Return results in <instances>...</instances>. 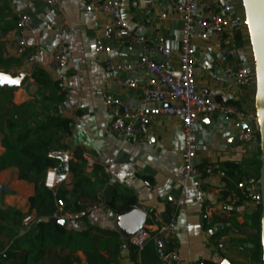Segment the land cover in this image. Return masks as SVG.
Here are the masks:
<instances>
[{"label":"crops","instance_id":"0c3cea01","mask_svg":"<svg viewBox=\"0 0 264 264\" xmlns=\"http://www.w3.org/2000/svg\"><path fill=\"white\" fill-rule=\"evenodd\" d=\"M153 1L158 12L166 15L163 21L145 24L147 0H121L123 19L135 33L169 48L172 52L169 59L155 58L169 69L177 70L181 22L169 0ZM206 1L219 6L232 5L235 8L233 17L244 20L241 0ZM134 2L139 5L137 11L132 6ZM87 3L88 0H63L62 6L55 8L42 0H0V75L12 80H27L19 87L0 83V108L4 113L13 107L35 104L38 98L47 100L44 107L49 115L41 120L60 124V128L53 129L59 142L51 154L57 161L56 172L61 162L55 155L64 153L69 168L71 164L82 167L95 183L93 194L98 197L97 201H103L108 211L101 209L81 222L68 223L63 228L72 238L63 236L60 243L59 233L56 235L53 229L39 226L40 222L48 220L40 221L31 210L35 184L21 179L19 168L4 170L0 172V264H21L20 259L24 257L26 264H163L152 242L142 251L132 245L131 239L138 230L126 231L120 217L133 209L144 212L154 209L158 215L166 217L181 199L185 200V205L178 212L173 248L183 264H259L253 261V250L258 243V208L238 199L237 184L243 177L256 175L260 156L241 145L231 114L217 113L199 119L195 163L198 167L216 165L226 174L223 177L216 170L202 182L191 179L184 183L181 179L184 137L180 118L156 119L151 146L135 139L121 141L112 135L103 93L109 92L139 104L138 93L122 88L119 80L131 78L145 83L148 75L139 69L130 73L116 71L119 64L136 65L140 57L136 47L104 40L106 50L97 52L98 34L94 23L105 25L108 15L94 13ZM23 15L31 18V25L25 51L21 54L17 20ZM65 26L68 33L63 36L59 29ZM237 38L248 39V35L239 30ZM61 44L70 50L68 67L61 74L62 78L55 71L53 61L54 51ZM243 47L246 50L244 58L252 60L250 48ZM218 57L211 45L197 43V86L214 87L218 104H235L252 111L254 88L241 91L230 77L222 76L216 68ZM107 65L113 70H107ZM61 79L65 92L59 88ZM33 88L36 90L31 95ZM36 106V110L41 111L43 105ZM64 123L68 128L63 127ZM1 125L5 131V122ZM3 140L0 131V155L6 151ZM86 155L96 161L90 173L86 169ZM76 182L69 172L58 182L57 194L64 193L66 204L73 205L78 200ZM109 186L114 191L112 202L108 204L104 191ZM206 205L214 208L210 225L202 216ZM125 208L129 210L124 211ZM29 215L34 216L35 223L26 229L23 220ZM11 251L19 256L18 259L7 257Z\"/></svg>","mask_w":264,"mask_h":264},{"label":"built area","instance_id":"2783aa9c","mask_svg":"<svg viewBox=\"0 0 264 264\" xmlns=\"http://www.w3.org/2000/svg\"><path fill=\"white\" fill-rule=\"evenodd\" d=\"M55 8L62 6L63 0H42ZM175 14L182 25L180 50L178 52L179 67L177 70L169 69L165 64L159 63L155 57L169 59L172 52L169 48L155 43L148 37L135 33L124 21L121 12V0H88L87 6L94 13L108 15V21L101 26L95 22L94 27L98 34L97 52L106 50L103 41L115 40L129 47H136L140 57L136 65L119 64L117 72L130 73L139 69L147 73L145 83L131 78L119 80V85L130 91L138 93L139 104L130 103L119 96L109 92L102 95L104 104L111 118L109 132L121 141L135 139L140 143L152 145L153 122L161 117H178L181 119L184 137L182 152V181L187 183L191 179L203 181L212 176L216 165L198 167L196 165L198 153L197 129L202 116L217 113L231 114L235 126L240 128L237 132L242 146L258 154L260 151V132L255 108L246 111L238 105H221L216 102V89L214 87H198L195 78V56L197 43L204 42L211 45L219 57L216 68L222 76L232 79L233 85L241 91L255 89V71L253 58H243L237 48L236 34L244 26V20L233 17L235 8L232 5H216L206 0H169ZM137 11L138 3L132 4ZM146 16L143 21L146 25L155 20L163 21L165 14L159 13L153 0H147ZM31 18L20 16L17 28L20 32V53H24L27 37L30 33ZM235 27H238L236 30ZM63 36L67 35L68 28L59 29ZM70 50L67 45L61 44L53 54L54 68L60 75L68 67ZM107 70L113 67L107 65ZM62 78V75L60 76ZM59 88L62 92L66 87L61 79ZM254 102V99H253ZM254 106V103H253ZM86 169L90 173L96 167V161L86 155ZM220 175L226 174L219 171ZM58 178L55 169H49L44 180V187L50 191L56 200V210L52 218L65 220L68 223H78L98 210L108 211L103 201L99 200L79 212L66 210L63 200L57 194ZM150 187L149 183H146ZM238 199L250 202L260 207L262 195L260 180L256 175L243 177L237 184ZM185 205V200H179L166 217H161L154 209L145 211L146 223L132 237L131 243L142 251L150 242L154 244L155 253L163 264H183L178 252L173 248L177 236L178 212ZM207 224H212L214 208L206 205L202 213ZM35 223L33 215L25 217L23 226L30 229ZM205 264V263H190Z\"/></svg>","mask_w":264,"mask_h":264},{"label":"trees","instance_id":"16d2710c","mask_svg":"<svg viewBox=\"0 0 264 264\" xmlns=\"http://www.w3.org/2000/svg\"><path fill=\"white\" fill-rule=\"evenodd\" d=\"M35 100V104L28 103L20 107H13L4 113L0 108V131L4 136L3 147L6 149L5 153L0 155V172L13 167L19 168L21 179L35 184L36 187V195L30 199L31 210L36 212L40 221L48 220L40 222L39 226L53 229L56 235L59 233L57 237L59 241L63 240V236L70 239L72 235H68L66 229L49 221L56 210V198L44 187L46 172L57 167V161L51 154L54 148L59 145L56 140L57 132L53 129L60 128V124L53 125L51 121L43 122L41 117L49 115L48 110L44 107L47 100L41 98ZM37 104L43 105L39 112L36 110ZM3 121L5 122V131L1 128ZM63 127L68 128V124L64 123ZM257 156H260V151ZM256 164V176L259 177L260 160H257ZM69 173L77 180L75 193L79 196L76 203L70 205L65 203L64 193L58 195V198L64 201L66 210L79 212L91 203L98 202V197L93 194L95 183L84 173L83 168L71 164ZM128 210L124 209V211ZM260 217L261 206L257 210L258 243L253 250V261L263 264L260 246ZM151 248L154 249L152 246ZM7 257L18 259L19 256L11 251ZM20 260L21 264L27 263L25 257ZM67 261L69 263L70 260ZM76 261L77 259L74 258L73 262Z\"/></svg>","mask_w":264,"mask_h":264},{"label":"water","instance_id":"95a60500","mask_svg":"<svg viewBox=\"0 0 264 264\" xmlns=\"http://www.w3.org/2000/svg\"><path fill=\"white\" fill-rule=\"evenodd\" d=\"M244 10V26L247 29L248 39L251 45L252 58L255 71V89H254V108L258 118L260 132V170L259 180L262 195L261 217H260V246L262 250V261L264 264V0H241ZM237 30L238 27H235ZM13 86L19 87L26 83V79L16 80ZM36 88L30 91L33 95ZM245 128L241 126L237 129ZM61 164L57 169L58 182H62L69 172L68 157L64 153L55 155ZM113 187L109 186L104 191V200L106 203H111L113 198ZM61 221L63 223H61ZM120 221L124 229L130 233L139 230L146 221L144 211L133 209L131 212L120 217ZM51 222L58 224L64 228L68 226L65 220H57L52 218ZM80 227V224H78Z\"/></svg>","mask_w":264,"mask_h":264},{"label":"rangeland","instance_id":"374dc122","mask_svg":"<svg viewBox=\"0 0 264 264\" xmlns=\"http://www.w3.org/2000/svg\"><path fill=\"white\" fill-rule=\"evenodd\" d=\"M240 33H247V29L245 27L240 28ZM248 35V34H247ZM236 44H237V48L241 54V56L244 58L245 57V48L243 47L244 45H247L250 48L251 51V45H250V41L249 39H243V38H237L236 39ZM243 47V48H242ZM252 53V51H251ZM244 55V56H243Z\"/></svg>","mask_w":264,"mask_h":264},{"label":"snow or ice","instance_id":"6c2138e0","mask_svg":"<svg viewBox=\"0 0 264 264\" xmlns=\"http://www.w3.org/2000/svg\"><path fill=\"white\" fill-rule=\"evenodd\" d=\"M0 83L14 84V83H18V81L12 80L9 77L4 76V75H0ZM61 223L63 222L61 221Z\"/></svg>","mask_w":264,"mask_h":264}]
</instances>
